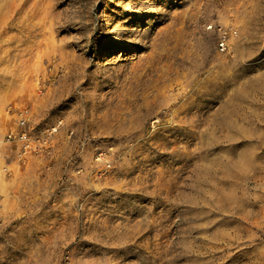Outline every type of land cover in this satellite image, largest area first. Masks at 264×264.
Instances as JSON below:
<instances>
[{"label": "rangeland", "instance_id": "1", "mask_svg": "<svg viewBox=\"0 0 264 264\" xmlns=\"http://www.w3.org/2000/svg\"><path fill=\"white\" fill-rule=\"evenodd\" d=\"M0 264H264V0H0Z\"/></svg>", "mask_w": 264, "mask_h": 264}, {"label": "built area", "instance_id": "2", "mask_svg": "<svg viewBox=\"0 0 264 264\" xmlns=\"http://www.w3.org/2000/svg\"><path fill=\"white\" fill-rule=\"evenodd\" d=\"M218 39H217V47L219 51L225 52L229 48V41L232 34H234V30H232L229 27L226 26H218ZM27 113V110H24V112H20V119L18 121L19 130L15 134H8V138L10 139L13 135V137H16V140L20 144V158L28 155V152L32 149L31 146V140L28 136L27 131L25 130V115ZM96 162L101 163V165L104 167L105 170L110 166L108 160L106 159V152L99 150L95 153L94 157Z\"/></svg>", "mask_w": 264, "mask_h": 264}]
</instances>
